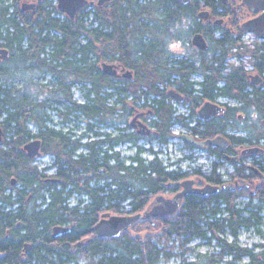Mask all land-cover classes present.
Segmentation results:
<instances>
[{
	"label": "trees",
	"instance_id": "obj_1",
	"mask_svg": "<svg viewBox=\"0 0 264 264\" xmlns=\"http://www.w3.org/2000/svg\"><path fill=\"white\" fill-rule=\"evenodd\" d=\"M203 1L205 6L221 2ZM19 2L0 0V46L10 50L9 57L0 61V79L4 77L5 81L0 83V123L4 128L0 141V264L33 259V264H169L165 261L178 254L173 251L176 242L183 249L179 253L182 255L192 250L187 244L197 238L215 241L218 247L216 252L203 255L205 264H264V243L257 244L260 250H256L240 246L236 239L243 228L259 231L264 212V177L256 196L240 199L243 197L235 185L233 189L221 188L209 195L190 193L173 215L140 218L117 237H97L91 227L103 210L143 211L149 201L148 194L159 191L161 183L169 179L179 186V180L186 173L166 169L157 156L149 161L136 154L131 156L130 164L114 165L113 178H106L97 187L90 181L94 171L92 148L73 157L80 138L92 131V120L117 109L108 103L107 86H117L123 104L126 101L120 95L128 89L126 94L133 92L137 99L138 89L141 93L158 94L160 84L174 81L180 86L200 84L195 90L212 98L222 92L219 83L225 79L229 92L235 94L244 73L241 65H231L225 72L226 58L238 52L254 54L261 46L250 48L242 42V32L235 34L221 25H211L208 35L215 51L209 57L201 52V56L191 61L176 58L170 63L167 50L163 46L158 48L154 38L159 35L160 18L165 27L189 8L181 1L113 0L88 11L81 10L74 18L63 15L51 0H39L33 10H23ZM173 3L177 8H172ZM188 6L196 9L200 3L193 0ZM196 30L205 29L197 22ZM217 30L220 36L215 37ZM258 58L264 61V54ZM106 60H118L130 67L133 78L115 80L100 67ZM196 72L203 75L199 81L190 79ZM16 77L22 79V85L15 83ZM55 78L58 85H63L59 89L47 86ZM75 80L81 83L79 87L85 98L81 102L73 98L70 89L69 81ZM150 98V107L157 115L156 137L167 140L171 124L176 121L184 124V117L176 115L165 98ZM53 101L65 106L60 110L55 106L63 122L70 115L87 120L80 138L73 137V126L71 131L69 127L64 131V127L48 126V115L40 112ZM175 117L177 120H172ZM29 123L36 124L37 131ZM203 126L205 129L201 132L205 136H214L220 131L218 119L205 120ZM37 136L45 139L42 153L55 151L57 154L56 176L61 178L58 182L45 180L47 174L24 152L23 144ZM125 137L134 138V133ZM83 143L91 146L89 142ZM214 152L211 148L210 153ZM105 163L101 161L100 168ZM260 163L264 169V157ZM219 165L214 161L212 171L205 178L221 185ZM194 173L202 175L199 168ZM13 175L17 178L15 185ZM75 192L87 198L80 197L71 205L68 199ZM255 199L258 203H254ZM127 201L130 207L125 211ZM55 224H68L71 231L54 237ZM228 235L233 240L229 241ZM26 242L33 246L27 258H23L21 252ZM245 256L247 260L242 261ZM174 264L199 263L183 258Z\"/></svg>",
	"mask_w": 264,
	"mask_h": 264
},
{
	"label": "flooded vegetation",
	"instance_id": "obj_2",
	"mask_svg": "<svg viewBox=\"0 0 264 264\" xmlns=\"http://www.w3.org/2000/svg\"><path fill=\"white\" fill-rule=\"evenodd\" d=\"M51 1L53 2V4L57 6V0H51ZM174 1L177 2L181 1L183 6L189 8L185 10V12L182 14L180 18H175V20L173 21H177L178 19H184L190 21L194 19L195 27L193 29V35L196 32H201L208 42L209 47L206 50H202L195 45V47L198 50H200V53L208 51L211 47V43L213 44V40L208 35V30L210 29L211 25H215V26L221 25L230 30L233 29L232 31L238 30L239 32H243L244 30L242 28V23L245 20L255 17H261L264 13V6L257 10H250L249 5L247 3H244V0H221V2L215 3V5L213 4L211 6H205L204 1L202 0V5H200L198 8L196 7V9H190V6H188L193 0H190L187 3H184L182 0H174ZM198 1L200 2V0ZM23 2H35L37 7L39 0H32V1L26 0ZM23 2L20 3L21 8ZM109 3L111 2L109 1L103 4H98V0H89L88 4L85 7L81 8L77 12V14L81 10H85V8L89 6H92L94 8L96 6H103ZM263 5H264V0H263ZM35 8L26 9V10H33ZM172 8H177L175 3H173ZM203 9L208 10L209 12L207 18L199 16V12ZM60 12L63 13V15H67L65 12L62 11ZM218 19H221V21L217 22ZM197 22H200L202 28L205 29L204 30L205 32L196 30ZM159 24L160 26L163 25V20L161 18L159 19ZM253 34L261 40L260 43L261 50L255 52L254 54H250L253 62V67L251 69H247L246 67H244V65L240 64L242 66L241 70L244 73V76L241 78L240 85L236 86L235 94L229 92V88H227L226 86L225 79H222L219 83L220 87L222 88V92L214 95V97L212 98L204 95L202 96L201 92L195 90L201 87L200 84L180 86L175 84L174 81L173 84H169V83L160 84L158 94H155L153 92H150L148 94H146L145 92L141 93V90L138 89L137 99L140 101V103L138 107H133L130 104L124 106L123 102L119 100L120 97L117 93V86L115 85L107 86L108 103L112 107H117L116 111L112 114H107L106 116L99 115L92 120L93 122L92 131L88 132L87 134V135H92V139L91 141H89L91 146L88 147L86 143L80 142L82 138H80L79 136L80 138L79 144L75 149H73V154H74L73 157H78L79 154L84 153L86 150H88V148H92L91 158L94 164V171L93 174L91 175V180H90L91 183L98 187L100 185L98 183L103 182L106 178L107 180L113 178L114 165L121 163L125 165L130 164L131 156L134 155L124 154L123 156L124 158H122L121 156L122 153L120 149H118L120 146L122 145L126 146L128 144V146L130 145L133 147L135 145L136 147L139 148L140 153L145 150L147 151L146 149L147 147H145L144 144L143 145L139 144L138 142L141 138L151 139L156 137L157 135V130L155 129V125L153 124L151 125L149 123L151 117L153 116L157 117V115L154 114L155 112L153 108L150 107L151 101L149 99L151 98L149 96L153 95L155 97L157 96L159 100H163L165 98L164 100L168 104H171L173 111L177 110L178 105L185 106L189 110L188 113L183 114L184 122H185L183 124L184 131H181L180 133L175 135L181 138L182 144L180 145L173 144L172 139L175 136L172 133L167 138V140L164 141L156 137L160 143L166 145L168 144V142H170V144L172 145L171 147L175 149L183 146V148L191 151L197 150L199 148H205L210 152L212 148L213 150H215V152L212 153L214 156L217 155L216 152L219 153V155L216 157L218 158V162L220 163L219 166L224 168V170H222V172L219 173L220 178L222 180L221 185L226 184L224 189H233L235 185L239 189L241 193V197L249 198V196L251 195L256 196L257 189L263 182L261 179H263L264 177V173H263L264 169L260 163V160L264 157V61L261 62L260 59L258 58L261 54H264V38L258 37L255 33ZM157 46L158 48H161L163 45L161 46L157 45ZM167 54L169 56L168 51ZM191 56L189 57V61L195 59ZM113 63L117 64L118 72H121V68L123 66L126 68H130L125 64L119 62L118 60ZM199 74L203 76L201 73ZM111 76H113L114 79L117 81L129 79L128 77H125L123 75L120 76L111 75ZM58 84L59 81L57 78H55L54 81L51 82L49 81L47 83V86L51 89H59V87L62 84L60 85ZM63 84H66V81H64ZM69 84H70V89L72 90V88H76L77 86H80L81 83L75 80V81H69ZM185 87H187V89ZM191 88L194 90L191 91L190 90ZM171 90H174L175 92H179L182 95V98L179 99L173 96ZM128 91L129 89L126 90V92ZM126 92H123L120 96L122 98H125L127 95ZM207 100L215 102L220 106L224 107V110L221 113L216 114L215 116L210 118V119H218V121L220 122V131L214 136L221 134L228 139V143L224 147L210 145L208 143H204V144L190 143L182 136L183 134L192 135L194 139L198 141H203L208 138L214 137V136H205V133L201 132V130L205 129V127L203 126L205 120H209V119L201 118V116L198 113V110L201 107V105ZM54 104H57V102L54 101L50 102L49 108L52 107ZM148 111H152V112L148 113ZM49 118H51L50 115H48L47 122L51 121ZM74 118H78V117L70 115L66 117L67 120L65 122H63V120L61 119L62 124L65 123L73 124L72 121L75 120ZM175 119L177 120V117H175L172 120ZM191 119L195 120L196 125H189L190 122H192ZM76 122H74L75 123L74 125L78 126V123L76 124ZM140 123H143L147 128H150V133L148 134L140 133L138 126ZM174 123H179V122L177 121L173 122L170 126V130ZM69 130L71 131L70 127ZM130 133H134V138L128 139L125 137ZM36 138H38V136ZM40 138L42 140V144H41V155H42V146L43 144H45V139L43 137ZM25 143L23 144V149L24 152H26L28 155L27 150L24 148ZM255 147H259L261 150L258 152H253V151L248 152L249 149ZM84 149L86 150L84 151ZM148 149L151 150V148ZM46 154L52 155L53 160L44 169V172L47 174L45 180L49 182H58L61 178L56 176L57 173L56 169L58 167L57 154L55 151L48 152ZM37 157L38 156H36L35 158ZM141 158L144 159V157ZM125 159H127L129 162L126 163L124 161ZM104 160L106 161V163L103 164L100 168L101 161ZM229 166H233L232 167L233 169L231 171L229 169ZM166 169L174 170V169H169L168 167H166ZM13 178L16 179L15 183L12 182V184L15 185L17 184V178L12 177V179ZM52 179H56V181H53ZM195 180H196L195 185L201 184L198 182L196 178ZM181 189L182 186L180 182L178 186L177 182L173 179H169L167 181L162 182L161 189L159 191L151 192L150 194H148L147 197L150 199V201H148V203L145 205L144 210L140 212H144L145 210L149 209L152 206V203L157 195L161 194L165 198H170L173 197ZM159 217H163V216H159ZM32 246L33 244L31 245L29 250H26V247L24 246L23 251L21 252L23 258H27V255L30 254L31 252ZM33 262L34 259L27 262L25 261L24 263L20 262L18 264H33ZM35 262L37 261L35 260Z\"/></svg>",
	"mask_w": 264,
	"mask_h": 264
},
{
	"label": "rangeland",
	"instance_id": "obj_3",
	"mask_svg": "<svg viewBox=\"0 0 264 264\" xmlns=\"http://www.w3.org/2000/svg\"><path fill=\"white\" fill-rule=\"evenodd\" d=\"M23 1H26V0H20L19 3ZM29 1H32V0H29ZM199 3L200 5H202V0H200ZM92 8H93L92 6H89L85 8V10L88 11ZM90 19L91 17H89V20ZM194 27H195L194 19L190 21H187L184 19H178L177 21H171L170 23H166L165 27L163 25L159 26V31H158L159 35L155 37V34H154V36H152V37H155L154 38L155 42H158L160 46L163 45L164 49H166L169 52V62L170 63L171 61H173V59H176V58L179 59V58L188 57L189 59L191 55H194V56H191L193 58H197L201 56L200 50H198L195 47V45L191 43V37L193 35ZM233 33L239 34V31L236 30V31H233ZM214 35L215 37L220 36V32L217 30ZM145 38L150 39L147 36H145ZM241 39L243 43H245L247 46L253 49L259 47L261 43V40L257 38L253 33H250V32H242ZM214 51H215V46L214 44L211 43L210 49L204 52V55L209 57L211 53H213ZM233 51L237 52L240 50L238 48H233ZM106 61H109V60H106ZM240 64L244 65V67H246L247 69H251L253 67V62H252L250 53H241V52L239 53L238 52L237 55L231 54L228 58H226L224 62V65L226 67L224 71L225 72L229 71V68L231 67V65H240ZM39 73L43 74L42 71H40ZM201 78L202 76L199 74V72H196L192 75L190 79L194 81H199L201 80ZM42 81H44V79ZM2 82H5L4 77L0 79V83ZM15 83H17V85H21L22 79L20 77H16ZM71 91L73 94V98L76 99L77 101L81 102L85 99L83 95V91L80 90L79 86H77L76 88H72ZM152 96L153 95H150V97ZM125 101L126 102L124 106H126L127 104H130V105L132 104L134 105V107H138L140 103V101L136 99V94H134L133 92H130L129 94L126 95ZM56 105H58L59 110L62 108L64 109L65 107L64 104L57 103V104H54L50 108L49 107L46 108L44 112L43 111L40 112V115H43V116L50 115L51 118L49 119L51 121L47 122V124L50 125L51 127H54L57 129L64 127L63 129L64 131L67 130V127H71V126L75 127L74 129L75 135L73 137L78 138L80 134L82 133V130H84L85 127L87 126V120H82L80 118H74L75 120L72 121L73 124L71 123L62 124L61 122L62 117L57 112L55 108ZM188 111L189 110L187 109V107L178 105L177 110H175V114L182 115L183 113L184 114L188 113ZM154 117L155 116L150 118L149 123L151 125L152 124L154 125V119H155ZM191 121L192 122H190L189 125H196L195 120L191 119ZM74 122H76V124L78 123V125L80 126H75ZM29 127L33 131H37L38 129V126L34 123H29ZM183 129H184V125L181 124V122L174 123L171 127V133L175 136L181 131H184ZM82 139H83L82 140L83 142H89L92 139V135L83 136ZM172 142L173 144H177V145L182 144L181 138H179V136H175L172 139ZM138 143L142 145L144 144V146L147 147L146 148L147 151L145 150L140 153L139 148L136 147L135 145L133 147L130 145L128 146V144L126 145L127 147L122 145L118 148L120 149L122 153L121 155L122 158H124L123 157L124 154H132V155L139 154L141 157H144V159L150 161L151 159L154 158V156H157L162 161V165H164L165 167H168L169 169H176V170L179 169L181 172L186 173V176L181 178L179 181L185 178H194V179L196 178L198 182L201 183L200 185H203L204 182H209L205 178V175L209 174L212 171L214 161H218L217 157L214 156L212 153H210L205 148H199L197 150L191 151V150L183 148L182 146L180 148L175 149L171 147L172 145L170 144V142L164 145L163 143H160L156 137L151 138V139L141 138ZM148 148H151V150ZM85 150L86 149H84V151ZM187 155L190 157H187ZM171 159H174L175 161L170 162ZM52 160H53L52 155L42 153V155H39L37 158L34 159L33 163L38 165L39 169L44 170L48 166V164L52 162ZM124 161L126 163L129 162L127 159H125ZM232 167L233 166H229L230 171L233 169ZM195 168H199L202 175H200L199 173H194L193 170H195ZM222 170H224V168L219 166V168L217 169V173L222 172ZM13 177H16V176L13 175ZM17 186H19V184ZM77 194H80V195H77ZM80 197L83 199L87 198L85 194L75 192L69 197L68 200L71 205H74L76 202H78ZM240 199L244 200L247 198L243 197ZM254 203H258V201L255 199ZM124 204L125 205L123 209H125L126 211L129 209L130 205L128 204V201L125 202ZM105 211L111 212L113 214H127V213L114 211L113 209H105L100 213L99 216L101 217V214ZM262 215H263V222L259 226V231L253 228H250V229L243 228L240 230L239 235L236 238L240 246L250 247V248H255L256 250H260V248L257 247V244L264 243V212L262 213ZM227 238L229 241L233 240V236L231 235H228ZM175 245L176 246L173 249V251H175L178 254L173 256L169 261H165V263L174 264V263H178L182 261L183 258H186L187 261L196 260L198 261L199 264H205L204 262L205 256L203 255H210L213 252H216L218 249L217 245L215 244V241L204 242L203 240L197 238V239H193L190 243L187 244L188 246L192 248V250L188 252H184V254L181 255L179 253H181L183 249L179 246V242H176ZM197 253L201 255H197ZM229 258L230 257L225 256V259H229ZM246 260H247L246 256L242 258V261H246Z\"/></svg>",
	"mask_w": 264,
	"mask_h": 264
},
{
	"label": "water",
	"instance_id": "obj_4",
	"mask_svg": "<svg viewBox=\"0 0 264 264\" xmlns=\"http://www.w3.org/2000/svg\"><path fill=\"white\" fill-rule=\"evenodd\" d=\"M111 0H98V4H103L105 2H109ZM184 3L189 2L190 0H182ZM89 0H57V7L60 11L65 12L70 18H74L77 12L85 7L88 4ZM244 3L249 5L250 10H257L263 7V0H244ZM35 2H23V9H31L35 8ZM209 15L208 10H201L199 12V16L207 18ZM221 19H218L217 22H220ZM242 28L246 32H253L258 37L264 38V13L261 17L250 18L245 20L242 23ZM191 42L193 45H196L198 48L202 50L208 49L209 45L201 32L194 33ZM10 55V50L8 47L2 46L0 47V61L6 59ZM101 69L108 75H123L128 78L133 77V70L130 68L122 67L121 72H118L117 64L113 62L104 61L101 63ZM173 96L181 99L182 95L179 92H175L171 90ZM224 110V107L219 104L212 102L210 100L205 101L198 110V113L204 119H210L216 114L221 113ZM152 111H148L151 113ZM143 114V113H140ZM133 123V121H132ZM139 132L143 134L150 133V128H147L143 123L139 125ZM188 142L196 143V144H204L208 143L210 145H215L219 147H224L228 143V139L221 134H218L214 137L208 138L203 141L195 140L192 135L183 134L182 135ZM3 138V127L0 123V140ZM41 144L42 141L40 138H31L28 142L25 143L24 148L27 150L28 155L30 157H35L41 153ZM261 149L259 147H255L249 149L248 152H258ZM56 181V179H52ZM16 179L13 178L12 182L15 183ZM196 180L194 178H185L181 181L182 189L179 190L173 197L165 198L161 194L157 195L154 199L152 206L145 210L144 212H136L130 214H113L111 212H104L101 215V218L94 223L92 226L93 232L98 237H114L119 236L129 227H131L138 219L140 218H151V217H159V216H167L170 214H174L178 211L180 207V202L183 197L189 193H198L200 195H209L213 193H217L221 190V188H225L226 184L218 185L207 182L201 186L195 185ZM52 234L54 237L61 236L71 231V227L65 224H55L52 227ZM31 242H26L25 247L26 250H29L31 247Z\"/></svg>",
	"mask_w": 264,
	"mask_h": 264
},
{
	"label": "bare ground",
	"instance_id": "obj_5",
	"mask_svg": "<svg viewBox=\"0 0 264 264\" xmlns=\"http://www.w3.org/2000/svg\"><path fill=\"white\" fill-rule=\"evenodd\" d=\"M112 1H113V0H111L110 2H112ZM115 76H117V75H115ZM174 112H175V111H174ZM183 114H184V113H183ZM183 114H182V115H183ZM201 118H202V117H201ZM35 138H36V137H35ZM0 141H1V140H0ZM41 141H42V140H41ZM54 178H55V177H54ZM210 183H211V182H210ZM204 184H206V182H204ZM213 184H214V183H213ZM218 185H219V184H218ZM176 212H177V211H176ZM176 212H175V213H176ZM175 213H174V214H175ZM127 214H130V213H127ZM100 218H101V217H100ZM100 218H99V219H100ZM99 219H98V220H99ZM98 220H97V221H98ZM97 221H96V222H97ZM96 222H95V223H96ZM93 225H94V224H93ZM93 225H92V226H93ZM91 230H92V227H91ZM92 232H93V230H92ZM93 234L96 235L94 232H93ZM97 237H98V236H97ZM107 237H110V236H107ZM114 237H117V236H114Z\"/></svg>",
	"mask_w": 264,
	"mask_h": 264
}]
</instances>
